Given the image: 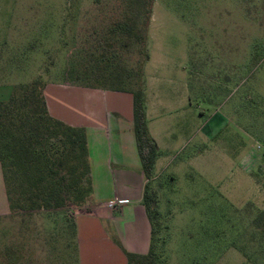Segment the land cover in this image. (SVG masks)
<instances>
[{"label": "rangeland", "instance_id": "obj_1", "mask_svg": "<svg viewBox=\"0 0 264 264\" xmlns=\"http://www.w3.org/2000/svg\"><path fill=\"white\" fill-rule=\"evenodd\" d=\"M118 73L160 123L156 264H264V0H0V102L36 80L111 89ZM91 201L0 216V264H83Z\"/></svg>", "mask_w": 264, "mask_h": 264}, {"label": "crops", "instance_id": "obj_2", "mask_svg": "<svg viewBox=\"0 0 264 264\" xmlns=\"http://www.w3.org/2000/svg\"><path fill=\"white\" fill-rule=\"evenodd\" d=\"M149 92V131L162 150L156 129L160 123ZM44 96L53 118L84 129L87 135L92 201L90 211L79 214L75 221L83 264H128L126 253L148 255L153 226L144 197L149 181L137 147L133 95L80 84L46 83ZM0 185L4 188L1 163ZM4 193L0 216L10 213L5 188ZM111 202L116 203L114 208L107 206Z\"/></svg>", "mask_w": 264, "mask_h": 264}, {"label": "trees", "instance_id": "obj_3", "mask_svg": "<svg viewBox=\"0 0 264 264\" xmlns=\"http://www.w3.org/2000/svg\"><path fill=\"white\" fill-rule=\"evenodd\" d=\"M140 8L136 10L138 18ZM136 22L137 19L133 25L120 23L118 28L132 38ZM114 80L117 84L108 90L128 92L134 97L137 147L143 171L150 181L159 152L149 131L144 87L132 88L119 73ZM45 87V82L33 81L16 88L8 101L0 103V163L11 215L50 212L62 209L69 201L85 203L92 199L86 131L50 115ZM149 200L146 190L144 204L148 216ZM149 218L153 226L150 253L146 256L126 253L128 264L157 262L156 230L152 217Z\"/></svg>", "mask_w": 264, "mask_h": 264}, {"label": "built area", "instance_id": "obj_4", "mask_svg": "<svg viewBox=\"0 0 264 264\" xmlns=\"http://www.w3.org/2000/svg\"><path fill=\"white\" fill-rule=\"evenodd\" d=\"M109 208H114L116 206V203L114 202H111V203H108L107 205Z\"/></svg>", "mask_w": 264, "mask_h": 264}]
</instances>
